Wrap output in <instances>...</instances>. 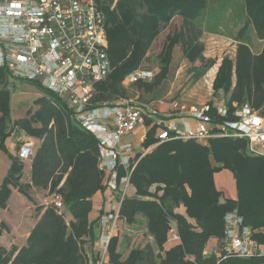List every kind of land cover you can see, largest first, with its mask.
Here are the masks:
<instances>
[{
    "label": "trees",
    "instance_id": "obj_1",
    "mask_svg": "<svg viewBox=\"0 0 264 264\" xmlns=\"http://www.w3.org/2000/svg\"><path fill=\"white\" fill-rule=\"evenodd\" d=\"M98 4L104 12L112 69L95 84L92 107L113 104L120 97L140 102L162 98L142 100L145 94L157 96L163 91L161 83L168 76L177 48L186 60L203 61L200 37L208 31L237 41L234 59L222 58L212 84L214 93L222 94L221 104L232 110L248 102L264 111V0H98ZM175 17L182 21L167 35L158 53L157 73L151 80L127 84L128 73L145 69L142 61L147 52ZM230 25H240L236 34L229 30ZM253 30L261 41L255 51L250 35ZM213 64L208 59L195 67V77ZM8 76L7 69L0 66V149L5 150L6 137L14 129L38 138L40 143L30 157L28 184L20 181L23 161L18 155H10V168L0 184V206L6 204L11 186H17L26 196L33 186L49 193L59 192L63 207L59 210L47 204L21 247L6 249L1 245L0 264H85L82 244L85 236L92 235L93 221L88 217L92 196L104 188L97 165L98 140L75 121L64 98L34 80L29 81L41 93L34 99L35 109H28L24 117H11ZM128 90L138 92L140 98H133ZM155 131L154 127L147 130L143 147L157 141ZM135 164L130 174L135 194L123 197L119 214L128 225L141 224L143 228L138 230L152 236V241L133 246L123 257L129 238L120 241L118 235L113 236L108 245V264L264 262V256H234L219 261L215 254H203L210 237L223 238L224 216L233 209L243 225L253 230L252 236L264 243V156L248 153L245 139L164 141ZM222 168L229 169L235 178L237 193L233 199L224 197L215 187L213 174ZM123 174L119 170L117 177ZM180 206L185 208L186 216L176 211ZM172 222H176L180 241L165 248Z\"/></svg>",
    "mask_w": 264,
    "mask_h": 264
},
{
    "label": "built area",
    "instance_id": "obj_2",
    "mask_svg": "<svg viewBox=\"0 0 264 264\" xmlns=\"http://www.w3.org/2000/svg\"><path fill=\"white\" fill-rule=\"evenodd\" d=\"M104 25L98 0H0V66L10 76L37 81L65 99L75 121L97 138L98 169L108 174L107 186L118 193L113 210L103 212L97 219L98 250L89 264H108V245L122 218L119 206L141 157L134 159L132 145L120 139L145 116L156 130L157 141L152 147L173 140L202 143L217 137L243 138L248 153L264 156V111L248 102L229 110L219 102L193 104L165 97L140 102L120 97L113 104L92 107L95 84L112 69ZM126 77L127 84L153 78L146 69H136ZM108 125L112 128L108 129ZM254 146L261 151H255ZM33 149L32 141L22 142L17 150L19 158L27 160ZM120 165L129 169L118 178ZM45 203L61 210L62 195L49 193ZM224 220L219 261L234 256H264V243L252 236L251 228L243 225L236 209L227 212ZM167 236L169 240L180 239L176 226L169 228Z\"/></svg>",
    "mask_w": 264,
    "mask_h": 264
},
{
    "label": "rangeland",
    "instance_id": "obj_3",
    "mask_svg": "<svg viewBox=\"0 0 264 264\" xmlns=\"http://www.w3.org/2000/svg\"><path fill=\"white\" fill-rule=\"evenodd\" d=\"M181 18L175 17L172 19L170 25L165 28L162 33L156 38V41L152 44L151 48L147 52L146 57L142 61V67L150 70L152 76L159 70L158 53L162 50L163 44L166 41L168 34L172 32L175 27L181 24ZM228 23V22H227ZM240 25H230L229 30L233 34H236ZM252 37V49L257 50L260 39L256 35V31L251 32ZM202 44L204 45L203 61L190 62L183 57L180 48H177L171 59V65L167 78L161 83V93L157 96L152 94H145L143 99H157V97H165L167 99L177 98L185 103L201 104L202 102H219L221 104V93H214L212 84L215 78V73L222 62V58L234 59L237 41L231 36L224 34L210 33L203 31L200 37ZM261 42V41H260ZM213 60L214 64L208 68L200 77L196 78L194 75L195 67H199L201 64ZM6 89L10 94L9 108L11 109V117L18 118L26 116L28 109H35L34 99L41 95L35 84L29 80H22L13 76L7 77ZM129 91V95L133 98H140L138 92ZM145 124H143V127ZM36 138V137H35ZM37 146V143H36ZM255 151H261L257 146H254ZM27 169V166H25ZM215 187L227 195V198L233 199L236 197L235 178L231 171L226 168L219 169L214 174ZM140 227V226H139ZM141 228V227H140ZM129 235H127V234ZM138 229L132 232L125 231L122 234L123 238L128 239L125 250L127 252L133 246H145L149 243L147 237ZM172 245H176L179 239L169 240ZM125 257V256H124Z\"/></svg>",
    "mask_w": 264,
    "mask_h": 264
},
{
    "label": "crops",
    "instance_id": "obj_4",
    "mask_svg": "<svg viewBox=\"0 0 264 264\" xmlns=\"http://www.w3.org/2000/svg\"><path fill=\"white\" fill-rule=\"evenodd\" d=\"M143 124H145L144 127ZM151 127L153 126L150 118L145 116L143 118V121L138 122L128 134H125V136L120 139L121 143H130L132 145L131 156L134 159H137L140 156L144 155L145 152L149 151L150 148H152V145L154 143L147 147L142 146V142L146 136V132ZM111 128L112 125H108V129ZM6 138L5 150L0 149V184L2 183V179L7 174L10 168V155H18L17 150L19 145L22 142L30 140L33 142L35 148L36 143L37 145H39L40 143V140L38 138L32 137L28 134L26 135L25 132L17 131L16 129H14L13 132H11V134ZM22 161L23 172L20 181L28 184V182H30V158ZM25 166H27V169ZM128 169L129 166L120 165L117 171L123 170V173H125ZM107 177L108 174L102 172L104 188L96 191L92 196V206L88 216L89 220L93 221L92 235L85 236V241L82 244V252L85 255V264L91 263L97 254V219L103 212L112 211V207L116 205V200L118 198L117 191H112L107 186ZM219 190L221 191L220 188ZM27 193L29 197L24 195L17 186H11L6 204L4 206H0V246L2 245L6 249H10L13 247L19 248L26 243V238L29 235L31 228L34 226L36 220L44 211V207L46 206L45 199L49 197V192L45 188L36 189L35 187L30 186L27 189ZM134 194V187L130 184V187L127 190V195L131 196ZM223 196L226 197L227 195H225L223 192ZM176 211L186 216L185 208L183 206L176 208ZM187 220L192 221L193 223L195 222L192 218L187 217ZM118 222L119 224L116 235H118L120 241L123 239L122 234H124L125 231L132 232L134 230H137L139 226L142 227V225L139 223L128 225L123 221L122 218L119 219ZM172 225L176 226V222H172ZM146 237L149 243H151L152 240L149 239L148 236ZM222 240L223 238L218 240L215 237H210L207 240L204 248V256L215 254L217 257H219ZM170 245L172 244L169 239H167V241L164 243L165 248L170 247ZM128 252L129 251H125V253H123V257L126 256ZM260 264H264V262Z\"/></svg>",
    "mask_w": 264,
    "mask_h": 264
}]
</instances>
